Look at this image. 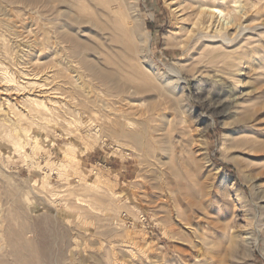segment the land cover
Wrapping results in <instances>:
<instances>
[{
    "label": "rangeland",
    "instance_id": "rangeland-1",
    "mask_svg": "<svg viewBox=\"0 0 264 264\" xmlns=\"http://www.w3.org/2000/svg\"><path fill=\"white\" fill-rule=\"evenodd\" d=\"M101 1L83 4L94 11L107 2L111 14L127 8L138 45L147 79L134 74L142 96L131 105L107 98L80 61L98 57L102 64L105 49L128 62L110 31L77 26L54 3L43 8L41 0H0V264H264V158L229 146L235 136L264 144V69L259 76L245 64L237 91L220 64L192 80L183 71L195 52L166 47L172 32L184 39L183 21L170 1ZM248 1L216 5L241 14ZM252 2L250 8H258V0ZM64 30L95 50L72 48L60 36ZM254 36L262 50H249V61L264 54V34ZM172 68L189 84L181 81L182 99L174 107L160 90ZM4 71L24 87L15 90L2 80ZM68 76L74 77L71 85ZM42 91L61 102L57 111L43 112L29 101ZM57 92L62 96H52ZM243 94L256 97L231 107ZM152 106L166 139L159 137L150 151L126 134L140 133ZM255 109L256 129L243 132L237 111ZM122 113L132 128H123ZM117 126L123 134L112 130ZM181 148L191 150L198 164L189 181L171 172L187 155ZM234 232L250 233L257 247L239 245L228 255Z\"/></svg>",
    "mask_w": 264,
    "mask_h": 264
},
{
    "label": "bare ground",
    "instance_id": "bare-ground-1",
    "mask_svg": "<svg viewBox=\"0 0 264 264\" xmlns=\"http://www.w3.org/2000/svg\"><path fill=\"white\" fill-rule=\"evenodd\" d=\"M21 1H24L25 3L27 2V4H35L37 2H40V0ZM97 1L99 3H102L101 0ZM168 1H170L171 5L175 7L173 10L183 21L184 25L182 26V29L184 31V39L180 41L178 37L176 38V35H174V33L172 32L170 36L165 38L166 47L179 45L184 52L189 53V51L191 50L192 52H195L191 53L192 57H194V55H197V57L193 58L194 60L192 59V66L189 70L186 71L183 67L185 70L183 71V74L184 72L186 73L185 76L189 77L192 80H196L199 77H202L203 69L207 70L210 66L220 64L223 65L224 69L228 71V75L230 76L228 81L233 86V89L237 91L241 87L242 81L240 80V77L243 75L242 71L245 64L248 65L249 68L254 70V73L256 74H258V70L264 69V54L260 55L261 60L253 58L251 59V61H249L248 57H246L249 50L257 53L261 49V47L258 45L259 43L254 45L255 43L253 42L252 38L254 34H257V36L254 37L258 38L264 34V19H261V17L264 16V0H258V8L255 9L250 8V5H252L253 3L252 0L248 1L247 6L249 5V8H245L244 12L241 14H237L235 9L226 11L221 5H216L217 0H208L207 2L203 1L202 3L198 4V7L196 9L192 8L191 6L192 4H194L195 0ZM41 2L43 4V8H46V4L54 3V9L56 11L61 7H65L66 11L64 12L63 16H67L68 18H70L72 20V23L77 26L89 25L94 29L95 33H99L101 31L102 33L105 31H110L112 35L117 37V40H119V42L124 46L127 52L126 54L128 62L122 61V58L111 55L110 52L105 49H102V54H104L102 60L105 61L103 62L101 60L102 64L100 63L98 57H96V59L94 58V61H91L82 56L80 58V61L82 63V66L87 69L92 77L102 83V90L107 98L110 97L117 100L118 102H126V104L128 103L131 105L132 101L134 102L133 98L137 95H141V91L138 88L139 86H137L136 80L134 79V74H138L144 79L146 78V74L142 70V66L139 62L140 59L138 60V45H136V42L133 38L134 36L132 35L133 29L128 23L129 15L125 10L127 8L124 9V6H121L118 12L111 14L107 2H104L103 7H100V5L97 7L95 6L96 9L94 11L88 9L83 4V0H41ZM80 15H83V18L80 17ZM59 16L61 17L60 14ZM65 25L63 24L61 28H66ZM60 36L65 40V42L71 45L72 48H81L82 52L95 50L94 47L91 49L90 45H87L84 42H80V40L74 38V34L72 35L70 30H64L62 33H60ZM144 38L145 44L148 45L150 42L149 35L144 34ZM242 41H244V43H241ZM234 46L237 47H235V49H232ZM240 50H245V52H240ZM73 51L76 50L74 49ZM95 53L99 55L97 51ZM130 72H132V74H129ZM169 73L170 75L168 76L167 81L164 82V85L160 84L161 87H159L161 89L159 87L158 88L160 90L163 89L167 93L166 95H168L169 103L174 107L179 105L182 99L181 95L182 90L184 89L180 87L181 81L183 80L185 82V85L187 86L189 84L188 79L183 78L182 72H179L172 68ZM262 73L263 72L258 75L260 76L262 75ZM72 78L74 77H67L68 85H71ZM2 80L14 84L15 90H19L20 87H24L17 84L14 77L10 76L5 71L2 73ZM163 90L162 92H164ZM258 90V94H261L262 89L260 88ZM55 95L57 97L58 95L62 96V94L58 92L54 94L52 93V96ZM253 97H256V95L252 96L250 94L248 96V94H243L242 97H237L236 101L231 104V107L235 106V108H239V105H241L242 102L244 103L245 100H248V98L249 100L250 98L252 100ZM189 99L190 98H185V101L188 102ZM104 100H106V98ZM241 100L242 102H240ZM29 101H31L36 107H38V109L40 108L43 110V112L46 113H53L57 111L61 106V102L50 97L47 91H42V93L40 95H36V97H29ZM153 110V106L150 108V110H148L149 116L146 118V120H144V124H142L141 130L139 131L140 133L136 132L126 134V137L140 146V148L143 149L147 146V149H149L150 151L154 150V143L161 141L162 139V136L159 133L162 128L161 126L156 124V116ZM237 112L239 121L237 122L239 123L238 127L243 132L256 129L253 123V117L257 112L256 109L249 112ZM120 117L123 120V128L133 127V123L128 121L123 113L120 114ZM115 123L119 125L117 121ZM117 127L119 129H113L112 127V130L116 133V135L123 134L124 131L121 130V126ZM159 137H161V139H159ZM103 139L104 135L102 134V141ZM165 139L166 137H164L162 141H165ZM229 146L230 149H240L246 151L250 153L249 155L254 156L256 159L264 158V144L260 143L258 138H245L235 136L229 140ZM183 152H187V155L184 158H180L182 160L180 161L179 166H177L176 168L173 167L171 172L173 173V175L181 177L185 180L187 179L186 181H189V178H191L193 171L198 168V164L197 161L193 158L191 150H185L181 148L180 153ZM244 165L248 167L250 163L246 162L244 163ZM44 178L45 179L43 180V186H45L46 188L47 186H49V182L47 179L48 177L45 176ZM231 237L233 240V244H231L227 249L228 255L230 256H233V254L237 253V248H239L241 245L248 246L250 243H253L252 247L249 246L251 251H253V249L257 247V240L254 239V241L251 242L253 235H251L250 233L243 232V234H241L234 232ZM14 254L18 255L16 252H14Z\"/></svg>",
    "mask_w": 264,
    "mask_h": 264
}]
</instances>
